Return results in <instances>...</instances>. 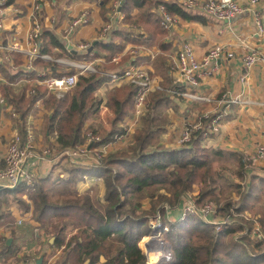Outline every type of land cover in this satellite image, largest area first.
Instances as JSON below:
<instances>
[{
    "label": "trees",
    "instance_id": "1",
    "mask_svg": "<svg viewBox=\"0 0 264 264\" xmlns=\"http://www.w3.org/2000/svg\"><path fill=\"white\" fill-rule=\"evenodd\" d=\"M8 3L13 4V0ZM154 5H164L170 14L185 19L200 17L194 14L196 11L187 10L176 0H127L122 8L131 28L110 31L109 38L99 41L91 53H75L51 28L41 33L40 51L57 58L66 55L85 60L102 58L99 52L104 50L109 53L105 68L116 66L112 58L120 53L124 44H117L115 40L118 38L147 46L157 44L160 51L167 53L169 48L164 43L167 31L161 24V18L152 12ZM136 7L139 12L133 15ZM143 31L147 34L146 38H143ZM126 59L135 64L141 60L129 56L121 62ZM168 60L167 55H160L155 58L153 66L166 81L171 82L167 76L171 70ZM35 65L58 76L76 72L75 68H68V71L65 69V72L59 73V64L41 58L35 61ZM5 66L9 68L5 72L8 77V85L4 86L5 100L17 109L19 115L16 122L24 135L33 104L47 94V89L35 82L40 79L37 70H12ZM109 80V75L99 70L98 73L80 75L77 85L64 97L50 95L46 106L52 112L46 117L45 128L56 135L55 142L60 151L85 143L90 130L100 135L102 140L91 144V147L111 143L115 135L124 132L121 123L135 113L138 87L131 83L112 87L106 105L113 112V117L110 119L111 128H107L101 122L103 98L98 91ZM23 81H30V84ZM16 83L19 85L16 86ZM167 96L163 91L149 95V105L142 115L143 125L136 130L134 141L120 151L105 155L100 164L85 167L64 159L70 163L64 167V176L50 174L32 185L20 183L16 187L0 190V227L11 228L13 238H18L11 200L29 207L25 199L28 196L33 203L34 221L38 222L39 228L56 236L53 245L65 247L62 254L64 262L86 264L89 261V264H97L104 255V264H149L139 243L151 233L148 226L150 216L156 213L161 202L175 205L183 194L192 190L194 183L201 182L203 191L199 203L217 196L215 191L219 189L222 196L217 198V203L222 214L229 215L232 209L238 213L251 211L260 214V229L264 233V174L250 172L249 163L243 161L244 157L239 153L206 147L202 131L196 132L190 144L175 148L163 145L159 137L168 120L160 116L159 110L168 105ZM90 120L91 124L87 125ZM234 166L237 167L235 170L232 169ZM229 170H233L241 182H235ZM88 178L101 179L104 194L97 183L80 193L77 184ZM233 192L237 199L233 197ZM147 198L153 202L152 210L142 209V201ZM240 222L229 224L219 233L214 225L204 222L197 215H189L181 222L170 224L171 230L166 232L165 237L173 247V257L170 263L161 264H264V234L261 238H252L250 233L236 238L239 232L247 228L252 231L255 226L254 219H251V225ZM70 226L76 231L67 239V228ZM8 239L2 240L0 236V264H9V259L21 249L14 241L8 244Z\"/></svg>",
    "mask_w": 264,
    "mask_h": 264
},
{
    "label": "crops",
    "instance_id": "2",
    "mask_svg": "<svg viewBox=\"0 0 264 264\" xmlns=\"http://www.w3.org/2000/svg\"><path fill=\"white\" fill-rule=\"evenodd\" d=\"M116 1L117 0H13L12 5L19 8L21 13L16 14L12 8L6 10V14L3 17L5 28L0 33V43L6 46L11 41L10 36L13 34V37L22 42V46L26 48L27 35L32 29L35 20L33 14L34 12L35 14L37 13V11L34 10V4H40L41 13L39 17L42 19L44 25L43 31L49 28L53 29L56 34L62 37L66 46L75 53L84 55L89 49L85 51L81 50L79 48L80 44L84 42L90 43V48L93 46V51L99 41L109 38L108 34L110 31L119 28H131V25L125 20L126 13L123 11V8L119 9L118 7L117 10L119 13L113 15L111 11L113 7L111 6L115 5ZM176 1L181 3L183 0ZM205 1L206 0H200V4H204ZM155 8L156 5L153 7V13H156ZM199 10L200 9L194 12V14L200 16L199 19H185L181 17L178 24L173 26L171 31L168 33L166 32L167 35L164 39V43L169 48L167 53L160 51V47L157 44L147 46L118 38L115 40L117 44H119V42H124L123 49L114 56L119 58V62H112L116 64L113 68H105L109 53L102 50L99 53H101L103 57L97 58L98 70L101 72L104 71V73H110L115 69H120L130 64V60L127 59L121 62L123 58L131 56L132 59L136 60V58L139 57L141 60L138 64L147 69L153 79V89L150 91L149 95L156 91H163L168 95V105L163 106V108L159 110L161 111L160 116L168 120V122L164 124L165 129L159 137L163 145L171 148L177 147V137L180 136L184 128L185 120L191 119L201 112L215 110L214 113L221 114L222 116L221 127L218 132L209 134V137L203 142L204 145L206 147L212 146L220 148L226 152L239 153L243 155L244 159L245 157L247 159L251 157L252 160V158L254 159L257 157L253 166L258 170L252 171V173L263 175L264 155L258 157V153L259 148L264 146V65L260 64L253 66V68L248 71L247 79H245L243 76L246 72V67H244L241 57L244 53L252 51L253 49L264 51V33L257 35L253 15L249 12L232 20L220 22L201 15ZM260 10L262 14H264V0L261 2ZM84 12H87L89 21L83 25H73L74 20ZM138 12L139 9L136 7L132 14L136 15ZM107 26L109 30L106 31V36H104L103 30ZM133 29L137 30L136 28ZM142 34H144L143 38H146V32L143 31ZM182 43H191L200 59L207 54L210 47L216 44L227 47L234 52L235 56L233 58H222L213 65V67L217 69L210 70L207 74L200 77L199 89L204 95H209L213 98L212 103L203 104L195 101L187 102L184 98H180L175 94L171 95V91L182 88L180 82H177L181 75L174 64L175 54L178 52L177 50ZM132 49L138 50L137 55L131 52ZM56 50L58 49H54L57 53ZM2 55L3 50L0 49V57ZM11 55L16 68L10 69L25 70L27 64L26 57L19 52L12 53ZM160 55H167L169 58L168 61L171 70L167 76L171 79V82L166 81L163 76L154 69L153 64L155 58ZM64 57H66V55ZM35 67V70H47L45 68L41 69L39 65ZM7 70H9V68L7 69L5 63L0 60V97L4 99V86L8 85V77L5 73ZM57 71L63 73L65 69L60 66ZM47 72H49V70H47ZM49 73L51 74V71ZM23 82L30 84V81ZM35 82L42 85L39 78H37ZM121 84L122 83H114L110 79L103 83L98 91V94L103 98L101 122L107 128H111L110 119L113 117V112L108 105H106L107 96L112 87H120ZM15 85L17 86L19 83ZM159 86H161L162 89H160ZM51 94L53 93H50L47 89V94L33 104V111L26 121V125L32 126L35 133V145L25 164L26 169L35 177L34 181L47 177L50 174L56 175L60 173L61 176H64L66 175L64 167L70 164L64 159L53 160L54 154L44 158L41 157L45 147L56 145V135L53 133L50 134L45 128L46 117L52 112L46 106V102ZM224 95H227V98L238 97L240 100L242 98L251 99L255 103L243 104L241 102L228 101L229 103L226 102L220 105L217 100ZM12 106L14 107V105ZM134 120L133 114L122 121L132 126L128 138L122 142L109 144L105 150L104 156L109 153L120 151L134 141L133 136L136 130L143 125L142 116L138 123H135ZM91 122V120L87 121V125H90ZM17 132L21 133L19 125H17L16 122V117H12L11 113L0 103V168L5 164L3 156L6 152L8 141ZM77 164L85 167L98 165L91 160L80 161ZM96 183L99 184L100 192L104 194V185L101 179L98 180L97 178H88L86 181L79 182L77 184V189L80 193H83L88 191V189ZM25 199L29 207H26L24 203H16L11 207V211L16 219V228L19 230L18 238H13V230L11 228L2 226L0 227V236L2 238L12 239L11 242L14 241L17 244V240L22 238L24 233V237L28 236L31 238L32 236L38 239V244L37 248L32 247L33 245L31 247L26 245L29 247L28 250H23L21 245L17 244L21 249L15 257H11V259H14L11 260L9 264H31L30 255L32 254H30L31 251L28 252L29 250H32V253L37 255L35 264H69L62 260L65 247L53 245L56 236H51L44 229L39 228L38 222L34 221L33 203L28 196H25ZM182 204L183 199H180L175 205L164 210L165 224H173L182 217ZM142 209L152 210L150 199L142 201ZM19 220L24 223L21 222L22 225H20ZM67 229L68 239L76 229H73L72 226ZM150 236L151 233L144 236L139 245L147 255V261L150 257L149 264H159L155 261L159 257L160 244L157 240L151 239ZM101 257L97 264H104V262H106V258L105 261H103ZM40 258L41 261L38 263V259ZM86 264H89V261H86Z\"/></svg>",
    "mask_w": 264,
    "mask_h": 264
},
{
    "label": "built area",
    "instance_id": "3",
    "mask_svg": "<svg viewBox=\"0 0 264 264\" xmlns=\"http://www.w3.org/2000/svg\"><path fill=\"white\" fill-rule=\"evenodd\" d=\"M9 0H0V33L5 28L3 17L6 14V10L12 8L16 14H20L21 10L16 8L14 5L8 3ZM122 0H117L114 5L113 11L117 14V8L119 7ZM262 0H206L204 4H200V0H183L181 3L187 10L197 11L200 9V14L215 19L220 22L227 20H232L244 13H251L254 18L256 25L257 35L264 33V14L260 10ZM156 14L161 18V24L164 28L172 30L173 26L177 25L181 20V16L170 14L164 5L156 7ZM34 10L37 13L33 14L34 22L32 29L27 35L26 48L22 46L17 38L10 36V42L5 46L0 43V49L3 50V55L0 60L8 65V67L15 69L16 65L12 58V53L19 52L23 54L27 59L26 70H35V61L41 58L44 61H54L57 64L63 66L64 68H75V73H68L66 75L58 76L52 75L47 70H37L39 72V81L48 89L50 93L55 94L57 97H64L69 90L74 88L80 75H88L96 73L97 61L85 60L83 62H78L76 60L64 57H53L51 54L41 53V33L43 31L44 25L42 19H40L39 14L41 13L40 4H34ZM198 11V12H199ZM54 21V19H53ZM87 12L82 13L77 19L74 20L73 25L88 22ZM109 27H105L103 30V35L106 36V31ZM89 47L88 43L79 45L81 50L87 49ZM207 54L199 59L196 55L191 43H182L180 52L177 58V67L181 77L177 82H180L182 88L175 89L171 91L172 94L180 98H184L187 101H195L198 103L209 104L213 102L211 96H206L200 91V77L207 74L211 70V67L222 58H233L235 56L234 52L227 47L216 44L208 49ZM132 52H137L132 50ZM114 61H118V58H113ZM241 61L246 67V72L244 78L247 79L248 71L256 65H264V51L255 50L244 53L241 57ZM216 68V67H213ZM104 74L109 75L111 81L114 83H131L138 87L135 105L136 110L134 113V122L138 123L140 117L143 115L146 108V97L149 92L153 89V79L151 78L147 69H145L140 64L130 63L120 69L111 71L110 73L105 72ZM162 89L161 86H159ZM228 101L241 102L246 104L255 103L251 99L241 100L236 98H227V95L221 97L218 102L221 104L229 103ZM0 103L11 113L12 117H17L19 114L17 109L9 104L3 97H0ZM221 115H214L210 111H204L196 114L183 129L180 139L179 146L190 144L193 140V136L196 132L202 131L203 138L206 139L212 132H217L221 126ZM124 132L122 134H117L114 137L112 143H118L125 141L128 138L132 126L122 123ZM35 133L32 126H27L26 133L23 135L19 132L14 134L8 141L6 152L3 156L4 166L0 168V184L5 187H16L20 183H26L28 185L34 184L35 177L26 169L25 164L27 163L28 157L32 153V149L35 145L34 142ZM85 143L78 145L77 147H72L70 149L60 151L57 145H51L44 148L42 153V158L48 155L54 154L53 160L67 159L73 163H79L80 161L91 160L97 164L104 156L105 150L109 144L103 147H91V144L101 142V138L95 134L93 131H88ZM258 157L264 155V146L259 148ZM257 157L254 159L251 157L246 158L247 161L252 164L255 163ZM183 214L180 218L184 220L187 216H199L204 222L208 224H214L218 226V230H224L229 224H231L232 214L229 213L227 218L223 221L218 219V211L220 208L215 205L213 201L206 202L205 204H199L196 198H192L189 195L183 196ZM162 208H167L166 204L162 205ZM233 211V209H232ZM231 211V212H232ZM22 221L19 220V223ZM149 226L152 228V233L150 238L157 240L159 242V257L155 262L160 263H170L173 257L172 245L165 239L164 233L171 230V226L164 223L162 209L156 212V215L149 220ZM253 235L262 237L260 226L257 224L254 226ZM4 239V238H2ZM150 257L148 258V263Z\"/></svg>",
    "mask_w": 264,
    "mask_h": 264
},
{
    "label": "rangeland",
    "instance_id": "4",
    "mask_svg": "<svg viewBox=\"0 0 264 264\" xmlns=\"http://www.w3.org/2000/svg\"><path fill=\"white\" fill-rule=\"evenodd\" d=\"M122 5V1H121V3H120V5H119V9H121V6ZM111 7H113V8H115L114 7V5H112ZM113 8H111V11H112V13H113V15H116L115 14V11H113ZM157 9L155 8V11H156ZM119 12H118V10H117V14H118ZM78 18V17H77ZM76 18V19H77ZM164 28V27H163ZM166 31H167V33L170 31L169 29H167V28H164ZM84 43H88V42H84ZM84 43H82V44H84ZM89 44V47L87 48V49H85V50H88L89 48H90V46H91V44L90 43H88ZM81 45V44H80ZM181 46H182V44H181ZM181 46H180V48H181ZM180 48L177 50L178 52L175 54V61H174V64L176 65V67H177V56H178V53L180 52L179 50H180ZM70 49V48H69ZM132 50H135V49H132ZM132 50H131V52H132ZM136 51V50H135ZM90 53H91V51H90ZM137 53H138V50H137V52H134V55H137ZM197 55V54H196ZM53 56V55H52ZM54 57V56H53ZM198 57V56H197ZM56 58V57H55ZM64 58H70L69 56H67V57H64ZM115 58V57H114ZM70 59H73V60H76V61H78V62H83V61H85V60H89V61H96V60H98L97 58H95V59H93V58H90V59H85V60H78V59H75V58H70ZM200 59V58H199ZM202 59V58H201ZM112 62H119V58H118V61H114V60H112ZM61 66V65H60ZM63 67V66H62ZM64 68V67H63ZM97 70H98V67H97V64H96V67H95ZM64 69H66V68H64ZM215 69H217V68H213V66L211 67V70H215ZM115 70H117V69H115ZM66 71H68V68L66 69ZM99 72V71H98ZM98 72H96V73H98ZM73 90V88L71 89V90H69V91H72ZM150 93V92H149ZM171 95H173L172 93H171ZM220 98H218V100H219ZM186 100V99H185ZM218 100H217V102H218ZM149 101H150V98H149V95L146 97V108L148 107V105H149ZM187 101V100H186ZM188 102V101H187ZM210 103H212V101L210 102ZM220 105H222L221 103H219ZM146 108H145V110H146ZM210 111V113H211V115H212V113L214 114V115H217L216 113H214L215 112V110H209ZM221 115V114H220ZM222 117V116H221ZM194 118V117H193ZM193 118H191V119H188V120H185L186 122H185V124H184V128H185V126L189 123V122H191V120H193ZM221 127V126H220ZM183 128V129H184ZM183 129H182V131H183ZM220 130V129H219ZM90 131H92V130H90ZM218 132V131H217ZM182 133V132H181ZM181 135V134H180ZM99 137H100V135H98ZM180 137V136H179ZM179 137H177L178 139H177V144L179 143ZM209 136H207L206 138H208ZM112 143V142H111ZM129 143V142H128ZM84 144V143H83ZM109 144V143H108ZM81 145V144H80ZM104 145H107V144H104ZM104 145H101V146H94V147H103ZM177 147H179V144H178V146ZM104 157V156H103ZM103 157H102V159H103ZM102 159L100 160V163H101V161H102ZM245 159H246V157H245ZM243 160V161H246V162H248L249 163V165H248V168L249 169H251L250 170V172H254V171H257L258 169H256L255 168V166H253V164L251 163V162H249V161H247V160ZM99 163V164H100ZM237 167L236 166H234L232 169L233 170H235ZM233 170H229V172H230V174H231V177L234 179V181L235 182H241L240 181V179L237 177V175H236V173L233 171ZM228 172V171H227ZM203 189V184L201 183V182H196V183H194L193 184V187H192V190L190 191V192H188V193H185V194H183L182 196H181V199L183 198V196H185V195H189L190 197H192V198H196L197 200L199 199V196L201 195V193H202V190ZM161 191H163V190H161ZM215 193L217 194V196H215V197H211V199H207V200H204L203 201V203H199V201H198V203L199 204H205L206 202H211V201H213L214 203H215V205H217V207H219V205H218V203H217V198H221V196H222V194H221V191L219 190V189H216V191H215ZM233 194V197L234 198H238L237 197V195H236V193L235 192H233L232 193ZM147 199H150V198H147ZM145 200V199H144ZM151 200V199H150ZM11 202L13 203V205L14 204H16L17 202H15L14 200H11ZM19 203V202H18ZM17 203V204H18ZM151 203H152V205H153V202H152V200H151ZM164 204H166L167 206H168V209L172 206L171 204H169L168 202H166V201H163V202H161L160 204H159V206L157 207V209L159 210V208H161L162 210L164 209V210H167V208H162V205H164ZM157 210V211H158ZM156 211V212H157ZM231 214H232V220L233 221H231V223H234L235 221H241L240 223H243L244 225L246 224V225H251V224H249L250 222H251V219H254V224L255 225H259L260 226V228H261V226H262V224L260 223V214H254V213H252L251 211H247L246 213H238L236 210H234L233 209V211L231 212ZM156 215V213L154 214V215H151L150 216V218H149V220L152 218V217H154ZM162 215H163V220L165 221V218H164V212L162 211ZM227 218V215L226 214H222V212L221 211H218V219L220 220V221H223V220H225ZM181 221H183V220H181V219H179L178 221H176V222H181ZM176 222H174V223H176ZM22 223H24V222H22ZM22 223H19L20 225H22ZM173 223V224H174ZM212 225H214V224H212ZM148 226H149V222H148ZM169 226V225H168ZM150 227V226H149ZM151 228V227H150ZM214 229H215V231L216 232H222L223 230H218V226L217 225H214ZM253 231H254V228H252V231H250L248 228L244 231V232H239L238 233V235H236L235 237L236 238H240L241 236H243L244 234L245 235H247L248 233H250L251 234V236H252V238L253 237H258V236H255V235H253ZM262 231H263V229H262ZM9 233V232H8ZM151 233H152V228H151ZM262 235L264 234V233H261ZM166 235V233H164V236ZM259 238V237H258ZM165 239H166V237H165ZM3 240V239H2ZM9 240V239H8ZM37 240L38 239H36L35 237L33 238L32 236H31V238H29L28 236H26V237H24V233H23V235H22V238H20L19 240H17V244L18 245H21V248H23V250H28L29 249V247H31L32 245V247H34V248H37V244H38V242H37ZM35 242V243H34ZM12 242H10V244H11ZM34 243V244H33ZM0 244H1V240H0ZM16 244V243H15ZM16 244V245H17ZM170 244V243H169ZM26 245H28L29 247H27ZM25 248V249H24ZM172 249H173V247H172ZM31 251V253L30 254H32V255H30V257H31V261H32V263L31 264H35V262H36V260H37V255L36 254H34V253H32L33 251L32 250H29L28 252H30ZM14 258H10V260H9V262L11 261V260H13ZM8 262V263H9ZM5 264H7V263H5ZM161 264V263H160Z\"/></svg>",
    "mask_w": 264,
    "mask_h": 264
},
{
    "label": "water",
    "instance_id": "5",
    "mask_svg": "<svg viewBox=\"0 0 264 264\" xmlns=\"http://www.w3.org/2000/svg\"><path fill=\"white\" fill-rule=\"evenodd\" d=\"M126 1H127V0H122V5H121V6H123V5L126 3ZM121 8H122V7H121ZM92 49H93V46H92L91 48H89V51H92ZM4 187H5V186H3V185L0 184V190H2ZM11 240H12V239H9V240H8V244H10ZM52 240H53V239H52ZM101 259H102L103 261H105V257H104V256H102ZM40 261H41V258L38 259V263H40Z\"/></svg>",
    "mask_w": 264,
    "mask_h": 264
}]
</instances>
